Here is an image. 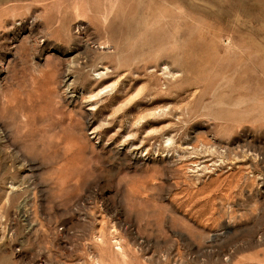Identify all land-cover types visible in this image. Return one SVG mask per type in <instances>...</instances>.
<instances>
[{
    "label": "rangeland",
    "instance_id": "obj_1",
    "mask_svg": "<svg viewBox=\"0 0 264 264\" xmlns=\"http://www.w3.org/2000/svg\"><path fill=\"white\" fill-rule=\"evenodd\" d=\"M0 264H264V0H0Z\"/></svg>",
    "mask_w": 264,
    "mask_h": 264
}]
</instances>
